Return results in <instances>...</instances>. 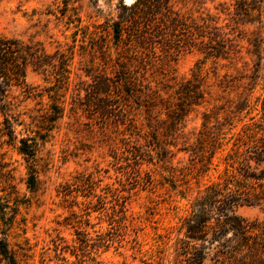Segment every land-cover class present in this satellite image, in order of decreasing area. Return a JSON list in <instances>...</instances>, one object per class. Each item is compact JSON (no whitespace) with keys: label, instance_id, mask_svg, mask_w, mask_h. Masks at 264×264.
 Here are the masks:
<instances>
[{"label":"rangeland","instance_id":"rangeland-1","mask_svg":"<svg viewBox=\"0 0 264 264\" xmlns=\"http://www.w3.org/2000/svg\"><path fill=\"white\" fill-rule=\"evenodd\" d=\"M236 1L175 0L174 8L193 17L210 14L222 26L233 16ZM133 2L125 0L126 5ZM260 8L264 17V0ZM117 13L116 0H0V35L42 45V69L28 67L26 72L29 94L12 88L0 107V197L5 206L0 238H7L21 264H173L176 228L188 214L189 201L222 169L221 153L209 171L199 174L189 168L190 154L178 150L193 143L203 114L216 112L222 122L235 111L242 88L237 80L229 85L224 76H237L241 62L206 58L196 48H157L148 55L141 71L144 83L164 99L177 101L179 86L202 70L203 99L185 118V137L168 148L164 163L155 152L153 162L148 161L144 140L125 131L119 112L104 120L79 105L96 69L111 65L99 47L110 43L107 22ZM61 59L67 60L64 77ZM244 60L250 63L248 56ZM262 87L255 88L251 101ZM56 94L64 114L45 130L54 111L49 97ZM153 116L165 118L157 110ZM234 125L228 137L241 128L237 121ZM22 141L34 146L33 158L22 154ZM31 175L33 189L28 187ZM237 213L264 220L257 208L241 207ZM213 254L202 264H215Z\"/></svg>","mask_w":264,"mask_h":264},{"label":"trees","instance_id":"trees-1","mask_svg":"<svg viewBox=\"0 0 264 264\" xmlns=\"http://www.w3.org/2000/svg\"><path fill=\"white\" fill-rule=\"evenodd\" d=\"M116 1L117 16L107 22L110 43L99 47L111 65L105 63V71L96 69L92 83L85 88V102L79 105L104 120L113 119L119 112L125 131L144 140L147 149L143 153L148 161L153 162L151 152H155L157 161L164 163L168 148L185 137V118L203 99L202 70L179 86L174 97L177 101L164 99L158 90L144 83L141 71L148 65V55L155 54L157 48H196L206 58H222L230 64L241 62L237 76H224L228 84L237 80V87L242 88L235 111L226 114L222 122L216 112L203 114L201 128L193 133V143L178 150L190 154L189 168L199 174L209 171L216 154L221 153L222 169L189 201L188 214L176 228L173 247L177 259L173 264H202L212 250L215 264H264V220H250L237 213L241 207H251L264 214V91L250 100L256 87L264 89L263 0L236 1L233 16L222 26L210 14L193 17L192 13L175 9V0H134L131 5L125 0ZM248 25L254 29L247 30ZM243 51L251 64L244 60ZM66 62L61 59L59 64L62 77L61 72H68ZM28 67L42 69L41 43L0 35V107L3 99H9L12 88L29 94L25 83ZM49 98L55 101L54 111L47 117L45 130H51L64 114L57 104V94ZM156 110L165 118L153 116ZM235 121L241 123V128L228 137ZM6 122L10 128L9 119ZM20 150L33 158L34 146L22 141ZM188 174L183 173L184 177ZM35 182L31 175L28 187L33 189ZM1 200L0 220L5 219ZM0 264H21L7 238H0Z\"/></svg>","mask_w":264,"mask_h":264}]
</instances>
